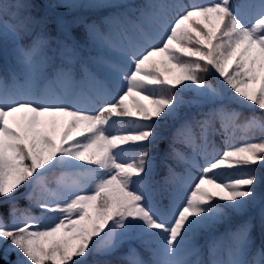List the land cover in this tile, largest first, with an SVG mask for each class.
Wrapping results in <instances>:
<instances>
[{"label": "snow or ice", "instance_id": "6c2138e0", "mask_svg": "<svg viewBox=\"0 0 264 264\" xmlns=\"http://www.w3.org/2000/svg\"><path fill=\"white\" fill-rule=\"evenodd\" d=\"M40 7L0 0V260L264 264V0Z\"/></svg>", "mask_w": 264, "mask_h": 264}, {"label": "trees", "instance_id": "16d2710c", "mask_svg": "<svg viewBox=\"0 0 264 264\" xmlns=\"http://www.w3.org/2000/svg\"><path fill=\"white\" fill-rule=\"evenodd\" d=\"M33 2L35 4L40 5V9L36 11V14H42L43 12V4L46 2V0H33ZM137 2H140V0H137ZM234 3H240V0H233ZM90 18H94V17H90ZM12 65V58L11 56L8 54V52L6 50H4L3 48H0V76H8L9 74V70L10 67ZM200 75L207 80L210 83H213V85L215 86L217 84V78L216 76H213L211 74L208 73H200ZM189 94H186V98ZM237 109L239 111H242L243 114L245 116H249L251 115V111L249 109H240L238 106ZM257 116H264V112H261L259 110H257V112L255 113ZM162 132L164 134L165 137H169L171 135L170 130L165 128L162 129ZM245 137V133L241 132V131H237L236 133V137L234 142L239 144L243 142V139ZM248 138L249 139H255V140H259L261 138V134L259 132V130L253 132V133H249L248 134ZM217 144H220V139H217ZM222 146V145H221ZM161 149H165L167 147V140H164L161 145H160ZM168 163L172 164L173 167L176 168V171H179V168L182 166H177L176 163L174 161H168ZM258 174H264V173H258ZM52 177H49V180H51ZM264 189V186H263ZM25 189L23 188V186L21 187V189L19 191L23 192ZM17 207L23 211V210H28L29 212H31V214L33 215H39L40 214V210L37 209L31 202H29L27 199L21 198L17 201ZM253 214L258 216V210H256ZM4 217H5V222L6 223H10V219L7 216V206L4 207ZM223 229H221L222 231ZM257 236V240H259V234L258 232L256 233ZM203 238H201V241L204 242V240H202ZM201 244V243H200ZM15 260V254H10L9 257L7 258V260H0V264H8V261H12Z\"/></svg>", "mask_w": 264, "mask_h": 264}, {"label": "rangeland", "instance_id": "374dc122", "mask_svg": "<svg viewBox=\"0 0 264 264\" xmlns=\"http://www.w3.org/2000/svg\"><path fill=\"white\" fill-rule=\"evenodd\" d=\"M19 2H24V0H19ZM190 2V0H184V3H189ZM219 139V138H218ZM201 163L203 162L202 160L200 161ZM183 169H182V167H180L179 168V172L180 171H182ZM198 174V173H197ZM258 175H260V174H258ZM260 191H262V192H264V189H263V186H262V188L260 189ZM203 240V239H202ZM199 243H201V239L199 240Z\"/></svg>", "mask_w": 264, "mask_h": 264}]
</instances>
